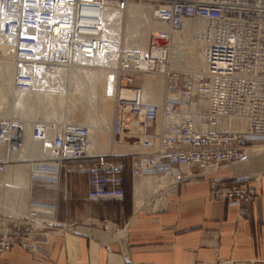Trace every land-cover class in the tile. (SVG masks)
I'll return each mask as SVG.
<instances>
[{"label": "built area", "instance_id": "built-area-1", "mask_svg": "<svg viewBox=\"0 0 264 264\" xmlns=\"http://www.w3.org/2000/svg\"><path fill=\"white\" fill-rule=\"evenodd\" d=\"M128 1L0 0V45L13 44L18 65L15 95L25 96L43 75L76 62L113 69L116 105L110 129L115 141L133 145L132 151L119 154L130 157L133 180L195 165L197 176L214 174L211 198L230 204L255 200L254 186L224 185L217 172L264 147V0H138L149 4L154 18L171 30L181 29L185 21L206 22L195 33L205 58L204 71L196 76L167 69L168 30L152 32L141 51L112 38L101 18L103 8L123 7ZM145 73L166 75V95L160 102L148 100L136 82ZM31 137L42 144L44 160L52 165L92 159L89 199H123V165L111 158L114 154L88 153L86 126L71 123L50 129L36 121ZM23 138L21 121L0 118V143L8 150H20ZM8 161L0 162V173ZM39 208L0 219V255L14 245L36 253L52 235L72 229L57 222L51 208Z\"/></svg>", "mask_w": 264, "mask_h": 264}, {"label": "crops", "instance_id": "crops-1", "mask_svg": "<svg viewBox=\"0 0 264 264\" xmlns=\"http://www.w3.org/2000/svg\"><path fill=\"white\" fill-rule=\"evenodd\" d=\"M114 155L124 168L122 200L87 197L90 157L52 165L38 151H23L7 162L27 167V208L47 206L57 222L72 229L52 235L36 253L14 245L0 255V264H264V151L217 172L224 185L254 186L251 202L211 198L214 174L197 176L191 165L190 176L162 191L164 204L155 208V197L139 210L130 157Z\"/></svg>", "mask_w": 264, "mask_h": 264}, {"label": "bare ground", "instance_id": "bare-ground-1", "mask_svg": "<svg viewBox=\"0 0 264 264\" xmlns=\"http://www.w3.org/2000/svg\"><path fill=\"white\" fill-rule=\"evenodd\" d=\"M125 4L126 5H123V7L118 8L107 5L103 8L101 13L104 26L110 32L113 39H115L119 44L121 43L118 41L120 39V35L119 33L117 34V31L120 30L119 27L122 20L125 22L123 37L126 44L121 43V45L124 47L136 48L138 51L147 47L149 36L152 32L158 30H168L171 32V46L170 62L167 69L182 70L190 68L193 69V71L188 70L185 73H192V76L200 75L204 71L205 58L203 51L200 49L199 42L195 39V33L196 30L205 26V21H185L182 25L183 33H179L180 31L177 30L180 29L171 30L167 24L157 21L153 16L152 9L149 4L148 6L135 5L128 2ZM149 11L151 12L152 17L149 16ZM10 49H12L13 52L12 59L6 58V54H8V50ZM14 51L15 49L12 43H3L0 45V57H2L0 58V103H6L7 100H10V112L7 116L2 118H16L21 121L24 128V138L21 149L17 152L8 150L4 144L0 143V158L3 156L1 155L3 149L6 150L7 160H12L11 158L15 155L20 157L23 151L31 153L39 150V148V153L43 155L42 144L35 143L36 140L31 137L33 123L28 122L29 120L27 119V114L30 113L31 109L34 107H36L37 111H39L42 107L47 108L50 105L59 106L64 102L65 106L68 107L74 99L77 101L76 105L82 101H87L88 103L93 100L97 101V108L100 116L99 122L103 124L104 129L99 125H96V137L92 139V141L95 142L98 138H100L97 140L96 144H100L99 149L102 153L120 154L133 150V145L124 141H115L110 129V123L113 120L116 105V86L114 85L116 73L113 69L96 67L94 64L96 62H93V64H82L76 62L70 67L59 68L50 74L43 75L41 78L42 82H39L31 92L21 98H18L17 95H15L16 92L14 89V76L18 67ZM140 63L142 67L145 66L143 61H140ZM136 82L139 86H141L144 96L150 101L160 102L161 93L164 92V96L166 95L167 78L164 73H145L139 76ZM63 83H66L67 85L64 87ZM42 84H44V87H41ZM85 84L88 88L86 95L80 97L78 96V88ZM92 88H95L93 90L94 93L90 95L89 92ZM16 100H18L17 105L15 104ZM24 110L26 114L23 115L24 117L22 119ZM72 112H75L76 114L80 113V111L76 108L72 109ZM87 112H90V110L88 109ZM68 115L69 113L63 117V124H55L54 127L71 124L66 121L68 119ZM48 126L50 129L53 128V125L50 126L48 124ZM84 126L88 128L90 133L92 129L89 128V125ZM238 127L242 129L244 128V126L241 125H238ZM52 132L53 130L50 131V133ZM100 133H102L105 137L107 134V138L99 136L98 134ZM46 142L48 143L49 140ZM261 151H264V147H259L258 152ZM48 154L49 156L54 155L50 149L48 150ZM14 166L15 167L12 169L11 167L5 168V172L0 175V190H2L6 184V179L3 178L5 173L10 171H14L15 173L24 172L23 169L25 168L21 169L22 165ZM190 175L191 172L189 167L181 165L172 172L159 177L145 176L136 179L134 184V201L136 210H139L150 203L151 199H148L150 194H155L158 190L164 191L165 189H169L172 187V183ZM15 193L16 192L13 190L8 192V195L6 194L7 196H4V198H0V208H3L5 212L14 217L18 215V213L14 211L16 201ZM155 200V208L165 203V197L162 192L156 196ZM21 207L22 206H20V208ZM41 209L42 208H39L37 205H29L27 210L21 216L27 215L32 210L38 211ZM122 231L123 229L121 232Z\"/></svg>", "mask_w": 264, "mask_h": 264}, {"label": "rangeland", "instance_id": "rangeland-1", "mask_svg": "<svg viewBox=\"0 0 264 264\" xmlns=\"http://www.w3.org/2000/svg\"><path fill=\"white\" fill-rule=\"evenodd\" d=\"M128 3H131V4H135V5H144V6H148V4L146 2H140L138 0H129ZM126 5V4H125ZM108 6H111V7H114V8H118L120 6H112V5H108ZM149 16L152 17L151 15V12L149 11ZM153 19V18H152ZM125 27V22L124 20L121 21L120 23V27L117 31V34L119 33L120 35V39L118 40L119 42L121 43H125V39H124V29ZM157 29V28H156ZM177 31H180L179 33H183V26L180 30H177ZM116 34V33H115ZM8 54H6V58H9V59H12V55H13V52H12V49L8 50ZM2 58V57H0ZM184 72L190 70V71H193V69H190V68H185V69H182ZM200 74V73H199ZM64 87L67 85L66 83H63ZM87 85H82V87L80 86V88H78V93L79 95L78 96H83V95H86V92H87ZM95 88H92V90L89 92L90 95H92V93H94V90ZM10 91V89H9ZM10 95V93H9ZM77 96V97H78ZM164 97V92L161 93V98H160V101L163 99ZM10 98V97H9ZM77 104V101L74 99L71 101L70 103V106L66 107L65 106V102L62 104V105H59V106H55V105H50L48 106L47 108L45 107H42L39 111H37L36 107H34L33 109H31V112L28 113L27 115V119L29 120L28 122L30 123H34L36 121H43V122H46L47 124H49L50 126L51 125H61L63 124L62 121H64L63 117L66 116L68 113V119L66 120L67 123H79V124H84V125H89V128H91L92 130L90 131V135H89V140H88V144H87V151L89 154H112V153H102L99 149V145L100 144H96L97 143V140H99L100 138H98L95 142L92 141V139H94L96 136H95V129H96V125H99L101 128H103V124L100 123V116H99V113H98V106H97V101L93 100L92 102H87V101H82L80 102L78 105ZM44 105V104H43ZM10 108V100H7V102H3V103H0V118L4 117V116H7L10 112L9 110ZM77 109L78 111H80L79 114H76L75 112H72V109ZM68 109V110H67ZM90 110V112H87V110ZM26 114L25 110L22 114V119H23V115ZM93 121V122H92ZM112 123V121H111ZM110 123V125H111ZM57 127V126H56ZM60 127V126H58ZM104 129V128H103ZM102 133H105V132H102ZM100 133L98 134L99 136H102V137H105L103 136V134ZM107 138V134H106V137ZM37 144H39V142H35ZM40 150V148H39ZM39 150H36L39 152ZM36 151H33L31 153H34ZM2 158H0V162L1 161H5V158L7 159V156H6V150H2V153H1ZM22 155V154H21ZM16 156V155H15ZM12 157L11 159L14 160V159H18L20 158L19 156L17 157ZM10 160V159H8ZM10 162V161H8ZM26 162V161H25ZM30 162V161H29ZM14 165H22L21 169L22 168H25L23 169L24 172H18V173H15L14 171H10L8 173H5L3 178L6 179V184L4 185V188L2 190H0V198H4V196H7L8 192H11V191H15V195H16V201H15V207H14V211L16 213H18L17 216H21L24 214L25 212V208H27V203H26V197L24 196V193H25V190H26V186L28 185V183L26 182L28 180V178L26 179V176H27V167L23 164H14ZM14 165H7L5 168L7 167H11V169L13 167H15ZM5 172V171H4ZM4 172L0 173L3 174ZM10 178H13L14 181L13 182H10L9 183V180ZM162 192L161 190H158L157 193L155 194H150L148 196V199L150 200V202H152L154 200V198L160 193ZM7 194V195H6ZM6 198V197H5ZM23 202V203H22ZM20 206H22L20 208ZM152 205L150 204L149 207H151ZM3 208H0V217L2 218H6L4 215L6 216H11L9 215L7 212L2 211ZM22 210V211H21ZM21 212V213H20ZM20 214V215H19Z\"/></svg>", "mask_w": 264, "mask_h": 264}]
</instances>
